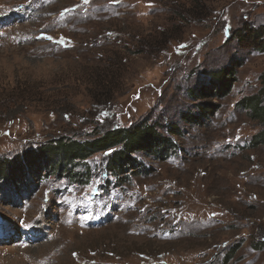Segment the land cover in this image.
I'll return each instance as SVG.
<instances>
[{
    "label": "rangeland",
    "instance_id": "rangeland-1",
    "mask_svg": "<svg viewBox=\"0 0 264 264\" xmlns=\"http://www.w3.org/2000/svg\"><path fill=\"white\" fill-rule=\"evenodd\" d=\"M263 25L264 0H0V264H264ZM143 123L175 149L41 166Z\"/></svg>",
    "mask_w": 264,
    "mask_h": 264
},
{
    "label": "trees",
    "instance_id": "trees-1",
    "mask_svg": "<svg viewBox=\"0 0 264 264\" xmlns=\"http://www.w3.org/2000/svg\"><path fill=\"white\" fill-rule=\"evenodd\" d=\"M179 13L182 19L190 23H192L194 19H199L201 17L197 15L198 11L196 14L191 11H188L187 14L182 11ZM250 31V33H252V36L255 35L256 37L254 38V40L260 41V48L264 49V25L261 27L260 33L254 32V30L252 29ZM243 37V35L239 34L234 38L242 42ZM249 42H251V44L255 43L252 41ZM249 42L247 41L245 43ZM140 46L142 47V44H140ZM127 50L129 51L130 48H127ZM159 50L161 49L157 46L154 51ZM136 51L135 49H133L132 54L142 53L143 49ZM152 51H149V53L154 55V51ZM160 52L161 51H159L157 55H159ZM228 74L229 68L218 71V73L215 75L216 77L212 76L211 85L216 91L224 86H226V91L230 83L226 84V80L224 77ZM212 86L208 88L209 91H213ZM191 95H193L195 98H199L200 95H202V91L201 89L199 90L197 88H194L191 91ZM201 107H203L201 108V112H205L208 111V109H212L213 106L201 105ZM245 108H249L250 113L253 114L255 118L264 121V106L257 104V99L253 98L252 100L248 101L245 104ZM191 118L194 119H189L191 121H196L197 119V117L193 116ZM175 132H177V130H171L170 135L174 134ZM261 135L263 136L261 142H264V133H262ZM254 144L255 142L253 143V145ZM116 146H120L121 148L118 149V151H111L112 154L107 161V167L110 172H115L117 175L124 173V170L127 169L126 166L128 164H134V161L131 158V154L133 153L146 152L148 153V155L161 159L167 156L168 152L172 149L174 150L176 147L175 142H173V140H171L169 137H162L161 135L157 134V132L152 126L143 123L141 125H134L128 130L116 129L112 131H107L106 133L102 134L101 137L89 142L66 141L62 139L56 140L54 144H49L48 148L43 149L42 151L40 150L41 152L39 153V156L41 157V154L43 155L42 160L44 161V163L42 164L39 162V165L42 164L41 166H44V168L47 165L49 168H46L45 171H51L50 174H53L54 172L59 174L62 166L66 167L67 165L71 164L76 165L79 162L87 159V157H89L91 154L97 152H104L108 149L116 148ZM56 156L58 158L57 160L54 159V157ZM23 161L25 164L27 163V161L32 164V162L28 159L27 161L26 159H23ZM12 164L13 163H10V165L8 164L10 168ZM5 169L8 168L5 165L0 164V175L4 174ZM63 173L66 174L65 170L63 171Z\"/></svg>",
    "mask_w": 264,
    "mask_h": 264
},
{
    "label": "snow or ice",
    "instance_id": "snow-or-ice-1",
    "mask_svg": "<svg viewBox=\"0 0 264 264\" xmlns=\"http://www.w3.org/2000/svg\"><path fill=\"white\" fill-rule=\"evenodd\" d=\"M84 2H85V3H87V2H88V0H84ZM49 39H51V38L49 37Z\"/></svg>",
    "mask_w": 264,
    "mask_h": 264
}]
</instances>
